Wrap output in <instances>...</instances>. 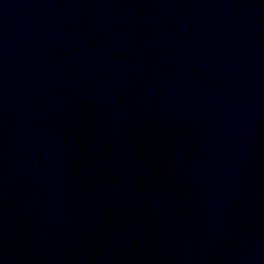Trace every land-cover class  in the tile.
<instances>
[{
  "label": "water",
  "instance_id": "95a60500",
  "mask_svg": "<svg viewBox=\"0 0 264 264\" xmlns=\"http://www.w3.org/2000/svg\"><path fill=\"white\" fill-rule=\"evenodd\" d=\"M0 264H264V0H0Z\"/></svg>",
  "mask_w": 264,
  "mask_h": 264
}]
</instances>
